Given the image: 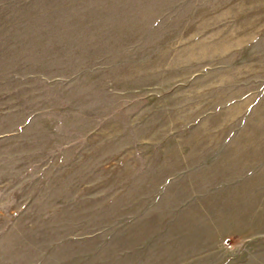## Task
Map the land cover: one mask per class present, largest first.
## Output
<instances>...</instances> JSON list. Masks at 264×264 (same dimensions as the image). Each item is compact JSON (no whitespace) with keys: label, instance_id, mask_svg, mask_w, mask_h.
<instances>
[{"label":"rangeland","instance_id":"obj_1","mask_svg":"<svg viewBox=\"0 0 264 264\" xmlns=\"http://www.w3.org/2000/svg\"><path fill=\"white\" fill-rule=\"evenodd\" d=\"M0 264H264V0H0Z\"/></svg>","mask_w":264,"mask_h":264}]
</instances>
